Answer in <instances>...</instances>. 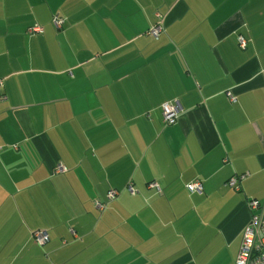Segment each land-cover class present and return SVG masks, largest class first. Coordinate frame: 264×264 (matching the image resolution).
I'll use <instances>...</instances> for the list:
<instances>
[{
  "label": "crops",
  "instance_id": "1",
  "mask_svg": "<svg viewBox=\"0 0 264 264\" xmlns=\"http://www.w3.org/2000/svg\"><path fill=\"white\" fill-rule=\"evenodd\" d=\"M0 78V264H235L264 200V0H0Z\"/></svg>",
  "mask_w": 264,
  "mask_h": 264
},
{
  "label": "built area",
  "instance_id": "2",
  "mask_svg": "<svg viewBox=\"0 0 264 264\" xmlns=\"http://www.w3.org/2000/svg\"><path fill=\"white\" fill-rule=\"evenodd\" d=\"M64 19L58 15L54 14L52 16V24L56 28H60L63 25ZM32 31L41 30L40 27L35 26L31 29ZM163 26L162 21L159 20L148 30V33L154 36H158L162 32ZM238 44L240 47L244 48L246 46V41L242 36H238ZM4 84V79L0 78V102L5 101L7 96L2 92V87ZM228 99L231 103L235 102L236 97L230 92L227 91ZM162 116L163 121L166 124H174L178 117V112L176 106L173 103L165 102L162 104ZM226 161V159H224ZM66 168L59 166L57 171H65ZM245 177L244 174H238L231 176L226 184L229 187H232L236 190L240 189L239 181ZM147 187L155 188L157 191H160L159 184L156 181H149ZM186 189L189 192H202V182L199 179H194L185 185ZM126 188L131 193H135L134 187L128 183ZM119 194V191L116 189H110L107 193V199H114ZM104 202L96 201V206L98 209L103 210L105 207ZM248 209L250 211V217L246 223L241 243L238 249V252L235 256V264H264V200L251 199L248 201ZM31 237L34 241L39 244H43L47 238L48 234L43 229H37L32 231Z\"/></svg>",
  "mask_w": 264,
  "mask_h": 264
}]
</instances>
